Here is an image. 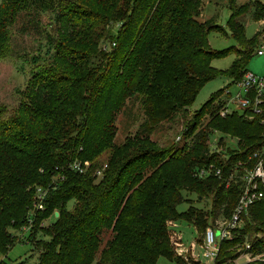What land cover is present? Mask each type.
Instances as JSON below:
<instances>
[{
	"label": "trees",
	"instance_id": "trees-1",
	"mask_svg": "<svg viewBox=\"0 0 264 264\" xmlns=\"http://www.w3.org/2000/svg\"><path fill=\"white\" fill-rule=\"evenodd\" d=\"M228 6L227 28L243 48L221 71L211 61L228 50L213 51L208 34L226 32L212 19H199L203 0H1L0 58L9 43L11 49L12 26L37 33L44 29L41 14L51 13L53 28L44 37L51 54L33 60L17 106L0 110V253L14 245L9 228L22 230L32 247L25 261L0 264H157L160 256L179 262L173 245L181 252L183 245L173 223L190 220L197 231L207 224L204 210L177 211L182 191L211 197V223L231 214L237 186L225 189L224 179L196 176L202 165L222 164L208 153V136L235 137L238 153L226 151L244 160L264 141V122L221 116L220 89L186 122L183 142L158 148L151 138L160 121L188 111L206 82L224 76L235 83L247 70L259 31L244 41L241 17L251 11L254 20H264V4L228 0ZM129 104L139 105L143 118L116 145V118ZM104 151L107 159L97 167ZM75 161H89L90 170H72ZM38 186L47 190L43 210L34 208ZM50 215L51 224H35L37 216ZM242 217L231 239L220 242L215 264L237 256L231 247L243 241L250 244L244 251L264 253V236L247 234L250 224L264 229V203ZM105 232L110 236L101 247Z\"/></svg>",
	"mask_w": 264,
	"mask_h": 264
},
{
	"label": "rangeland",
	"instance_id": "rangeland-1",
	"mask_svg": "<svg viewBox=\"0 0 264 264\" xmlns=\"http://www.w3.org/2000/svg\"><path fill=\"white\" fill-rule=\"evenodd\" d=\"M255 1H259L264 4V0H235L236 5H243L246 3L254 4ZM1 3V0H0ZM230 15V9L228 6V0H203V7L200 14V20L205 21L212 19L211 21L221 26L226 32H220L218 30L212 31L208 34V43L213 51L228 50L227 54L218 58H214L211 61V65L216 70L226 71L230 69L233 60L235 59V50L242 49V41L239 38H234L227 28V23ZM41 30L38 28V32L33 31L27 33H20V24L12 26V44L10 49V43L6 54L0 58V110L5 109L10 112L19 103L21 93L24 91L28 79L30 77L31 68L33 66V60L42 62L51 54V47L47 44L45 33L50 31L53 25V19L51 13L41 14ZM242 22L245 25L244 29V41L251 39L258 31V35L254 41V49L247 63V70L259 77H264V53L261 55L257 54V49L261 46L264 47V20H254L251 11L245 13L242 17ZM41 31V32H40ZM114 35L117 34V28H114ZM109 48L108 44L105 45ZM32 65V66H31ZM224 89L222 94L229 92L230 96H234L237 92L235 83L231 82V78L224 76H217L208 82H206L196 95L195 100L188 107L186 113L177 112L171 119L160 121L156 131L151 135V138L158 145V148H165L171 144H178L183 140L177 142L176 137L183 135L186 122L192 118L193 113L196 112L212 95ZM229 96V98H230ZM133 102V101H130ZM230 109L234 108V105L229 106ZM143 114L139 105L129 104L126 110H123L118 114L116 118V136L114 138L115 144H121L127 136L133 135L138 125L141 123ZM181 132V133H180ZM215 138H223L227 141L231 140L230 136L224 135L220 132L214 134ZM236 139L233 138L231 143H235ZM108 151H104L95 160L97 167L101 165L107 159ZM87 171L90 170L92 163L87 161ZM97 162V163H96ZM183 201L178 204L177 211L182 213L186 211L190 206L196 209H201L206 212L205 218L207 217V224L204 226H198V231L193 221H186L184 219L176 220L173 225V231L180 236L182 241L183 252L176 244L173 245L174 255L179 258V262L172 261L165 256H160L157 260V264H213V262L204 255V243L203 234L208 227V223L211 221V208L212 200L211 197L203 195V199H198L195 193L186 191L181 192ZM212 196V195H211ZM68 207H72V202L68 204ZM40 213V212H39ZM49 215V214H47ZM51 216V215H50ZM35 224L49 225L54 221L53 216L45 219H38ZM220 217V216H219ZM219 217H216L217 219ZM178 218H181L178 217ZM211 224V222H210ZM29 227V226H26ZM25 230L27 228H24ZM14 245L8 250L6 255L0 253V259H3L5 263H17L25 261L26 258L32 252V247L26 240L22 238V230H10ZM263 232V234H262ZM36 240L41 236V231L37 229L34 231ZM215 236H219V230L214 229ZM248 237L251 239L264 236V229L250 224L247 229ZM110 233L105 232L102 234L101 247L105 241L109 238ZM244 242V241H243ZM239 243L231 247V253H237L233 259H224L221 264H264V253L258 256L252 257L246 255L244 252L245 243ZM178 255V256H177ZM37 254L32 253V260L36 258ZM91 264H95V261Z\"/></svg>",
	"mask_w": 264,
	"mask_h": 264
},
{
	"label": "built area",
	"instance_id": "built-area-1",
	"mask_svg": "<svg viewBox=\"0 0 264 264\" xmlns=\"http://www.w3.org/2000/svg\"><path fill=\"white\" fill-rule=\"evenodd\" d=\"M257 54L264 53V47L257 49ZM237 92L234 96H230L229 92L223 93V104L219 114L226 116L232 113H240L247 116L249 119H259L260 123L264 122V77H259L252 72L244 71L240 80L235 82ZM230 96V98H229ZM233 104L234 108L229 106ZM217 131L209 134L207 139L208 153L215 155L214 160H220L222 164L217 165L214 162L202 165L197 168L196 176L205 179L216 177L224 179L225 189H229L232 185H236L238 189V197L233 207L231 214L228 217L214 220L205 230L203 234L204 255L209 258L213 264L217 261L220 242L229 240L232 237L234 230L239 228L243 221V215L248 209L256 203H264V141L262 144L248 154L246 159H233L232 154L227 153L226 149L235 150V155L238 153L237 142L235 137L230 136L231 140L236 139L235 143L231 140L227 141L223 138H215L214 134ZM181 133V132H180ZM229 136V135H227ZM176 141L183 139V135L177 136ZM233 153V154H234ZM87 161L73 162L70 165L72 170L78 173L87 171ZM106 165H104V168ZM96 171L97 178L103 175V169ZM47 190L38 186L35 188L34 208L38 210L44 209V199L46 198ZM214 229L219 230V236L216 237ZM250 244H245V249H249ZM246 255L252 257L251 253L244 251ZM221 264V263H218Z\"/></svg>",
	"mask_w": 264,
	"mask_h": 264
},
{
	"label": "water",
	"instance_id": "water-1",
	"mask_svg": "<svg viewBox=\"0 0 264 264\" xmlns=\"http://www.w3.org/2000/svg\"><path fill=\"white\" fill-rule=\"evenodd\" d=\"M58 215V213L57 212H55V216H57Z\"/></svg>",
	"mask_w": 264,
	"mask_h": 264
}]
</instances>
